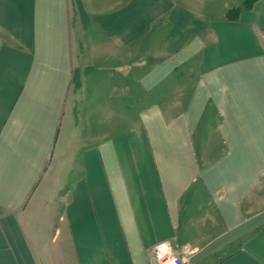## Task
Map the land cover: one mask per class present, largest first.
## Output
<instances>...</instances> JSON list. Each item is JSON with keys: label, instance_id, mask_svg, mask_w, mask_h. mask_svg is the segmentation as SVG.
I'll return each mask as SVG.
<instances>
[{"label": "crops", "instance_id": "crops-1", "mask_svg": "<svg viewBox=\"0 0 264 264\" xmlns=\"http://www.w3.org/2000/svg\"><path fill=\"white\" fill-rule=\"evenodd\" d=\"M244 2L0 0V264H264Z\"/></svg>", "mask_w": 264, "mask_h": 264}, {"label": "built area", "instance_id": "built-area-1", "mask_svg": "<svg viewBox=\"0 0 264 264\" xmlns=\"http://www.w3.org/2000/svg\"><path fill=\"white\" fill-rule=\"evenodd\" d=\"M163 245H169L171 248V253H166L162 247ZM153 255L154 264H166V262L170 260L172 256H175L176 264H187L186 260L177 254L170 241H162L157 243L153 247Z\"/></svg>", "mask_w": 264, "mask_h": 264}, {"label": "trees", "instance_id": "trees-1", "mask_svg": "<svg viewBox=\"0 0 264 264\" xmlns=\"http://www.w3.org/2000/svg\"><path fill=\"white\" fill-rule=\"evenodd\" d=\"M260 0H245V2L243 3V8L246 9H252L253 6ZM241 8H238L237 11H239ZM236 9H233L231 11V14L233 13V11H235Z\"/></svg>", "mask_w": 264, "mask_h": 264}, {"label": "clouds", "instance_id": "clouds-1", "mask_svg": "<svg viewBox=\"0 0 264 264\" xmlns=\"http://www.w3.org/2000/svg\"><path fill=\"white\" fill-rule=\"evenodd\" d=\"M162 247L166 253H171V248L169 245H163ZM166 264H176L175 256H172L171 259L166 262Z\"/></svg>", "mask_w": 264, "mask_h": 264}, {"label": "rangeland", "instance_id": "rangeland-1", "mask_svg": "<svg viewBox=\"0 0 264 264\" xmlns=\"http://www.w3.org/2000/svg\"><path fill=\"white\" fill-rule=\"evenodd\" d=\"M225 1H233L235 4H238L240 2V0H221L222 3H224Z\"/></svg>", "mask_w": 264, "mask_h": 264}]
</instances>
